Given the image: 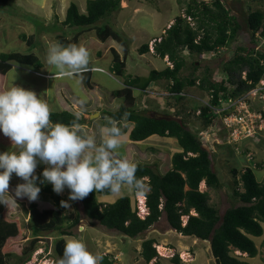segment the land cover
I'll list each match as a JSON object with an SVG mask.
<instances>
[{
  "label": "rangeland",
  "instance_id": "rangeland-1",
  "mask_svg": "<svg viewBox=\"0 0 264 264\" xmlns=\"http://www.w3.org/2000/svg\"><path fill=\"white\" fill-rule=\"evenodd\" d=\"M189 1L122 0L120 10L112 13L106 20H102L97 25L106 22L121 33L123 39H127L126 43L129 51L125 53L123 47L116 40L112 38L104 42L99 40L94 28L83 30L81 27L62 25L69 4L75 2L80 12H85L86 0H7L5 8L0 9V53L18 52L25 54L32 52L42 61L43 65L41 68L36 69L37 73H30V70L34 68L30 67L28 68L30 70H24L20 66L14 65L5 74V82L2 88L5 89L11 86L12 83L24 88L29 85L28 87L32 88L31 90H34L38 95H47L48 98L54 95V102H58L61 110L68 109L78 114L86 113L83 109L86 102L83 105L80 104L81 98L75 97V95L82 96L85 99L82 93L84 90L88 92L90 98L91 94L98 96L99 90L90 91L93 88H86L82 79L77 77L57 76L59 72H56L54 68H50L46 63L47 42H58V35H63L73 42L75 36L80 34L75 44L85 47L90 53V63L87 69L91 71V83L99 85L103 90L102 93L106 94L121 86L119 81L109 73L112 58L111 49L114 48V45L118 46L121 56L125 54L127 74L146 76L152 69L162 70L166 66H172L167 56L161 59L154 53V43L162 38L166 29L174 23L177 16L185 17V8ZM196 1L210 4L215 0ZM222 1L231 9V14L236 16L238 22L242 25V29L230 45L220 48L216 52L190 54L186 49L182 50L181 55L185 58L186 65L181 70V77L189 76L193 70L192 62H196V65H199L196 75H200V72L208 65L214 69L210 75L211 81L220 82L227 75L225 72L217 70V67L221 68L225 61L231 59L237 47L242 46L264 53V36L258 32L256 35L257 40L252 41L251 33L246 29L243 22L245 15L251 11L259 10L264 14V0ZM187 20L192 24L189 18ZM21 34L33 41L31 46L20 39ZM143 44H148L149 51L140 54L138 49ZM48 74L49 77H47ZM244 74L243 72L242 77H244ZM158 83H156L158 84L156 88L159 89L156 90L155 88L154 91L167 92V81L161 80ZM228 86L231 89L235 88L232 85ZM56 94H59V98ZM136 94L138 97L140 92H136ZM162 97L163 112L161 113L171 112L170 114L183 118L187 122L189 129L197 133L203 140L204 147L210 153L212 165L218 173L222 184L221 188L212 189L202 182L199 190L208 192L209 203L216 207L220 214H223L228 207L238 205L239 202L233 196V189L235 187H238L239 190L242 189L239 184L235 183L238 176L235 177L232 170L236 169L240 173L249 167L254 170L255 177L259 181L264 178V78L255 89L243 95L240 94L236 98L228 95L226 98L223 97L220 107L212 108V111L208 114L210 123L207 127L205 126L204 117L200 114V109L209 106L210 96L208 93L194 86L186 88L185 96L181 99H173V97H168L167 94H163ZM150 98L153 100V97ZM143 99H145L144 96L141 100ZM96 101L94 100L93 104ZM113 101V103H117L123 100L116 98ZM106 103L108 107H105V109L112 110V104L107 100ZM49 105L52 108L51 101ZM153 105L150 104V107ZM157 108L160 109V106H157ZM218 109L228 110V114L223 115L220 111H217ZM52 110H56V108ZM93 111H95V108L91 109V112ZM91 112L84 118L85 122H95L98 128L102 124L106 127L110 126L109 121H112L111 119L101 117L95 112L96 115H94ZM122 122L125 123L126 121L117 122V126L122 131L128 128L127 125H131V123H126L127 125L124 127L121 124ZM97 136L96 141L99 143L101 135L98 134ZM2 137L0 139V151L10 150L13 147L10 139L3 134ZM127 145L122 143V146L116 150L118 158H124V148ZM137 146L133 145L128 160L133 163H148L154 168L157 166L160 173L166 171L163 170L162 166L170 167V156L175 152V146L178 147L176 143L175 146L173 145L174 147L170 144L162 145L166 150L161 152L154 150L159 148L143 151ZM140 153L142 155H139ZM45 167L46 165L38 163L35 174L39 177ZM147 180V178H144L145 182ZM19 183H23L22 179L13 174L9 181L10 194H14L13 190ZM37 183L39 184V180H37ZM46 184L50 183L40 184L41 191L37 199L40 200V202H37L39 209L52 206V202L49 201V194L43 191ZM147 191L148 188L145 183L144 188L137 192L131 186L123 185L119 192L105 195L106 199L99 197V200L100 202L112 203V200L128 195L131 198L132 205L137 207L138 215L144 217L147 210L144 213L141 212L138 194L143 196L145 205L144 194ZM59 195L64 200H68L69 190L65 188ZM29 202L28 199L26 201V197L17 199L16 203H10V207L6 211L7 218L16 220L19 224L20 233L17 238L7 242L5 250L8 253L5 255V261L7 264H55L57 254L54 245L58 237L56 232L42 234L39 241L30 250V241L33 236L27 209ZM43 202H48V204ZM68 202L70 208L62 206L60 208L65 216V224H68L77 215L80 216V221L76 227L71 229L73 235L64 238L66 240L81 239L90 251L99 255L110 254L115 260L114 264H175L172 262V257L176 254L181 264H216L210 250L209 241H202L192 236H183L177 233L170 228L164 216L145 233L133 239L115 230L106 229L96 222L91 223L84 215L81 200ZM186 220L187 218L183 217V224ZM262 227L263 235L252 237L258 248L256 257L250 258L246 253L237 250H233L232 254L249 262V264H264V223H262ZM147 238L156 240L154 247L158 254L149 263H146L140 256L141 242Z\"/></svg>",
  "mask_w": 264,
  "mask_h": 264
},
{
  "label": "trees",
  "instance_id": "trees-1",
  "mask_svg": "<svg viewBox=\"0 0 264 264\" xmlns=\"http://www.w3.org/2000/svg\"><path fill=\"white\" fill-rule=\"evenodd\" d=\"M121 3L122 0H86V11L80 12L78 5L72 2L66 10L62 25L81 27L83 30L94 28L99 40L104 42L112 38L123 46L126 53L128 51L127 39H123L121 33L106 22L97 25L112 13L120 10ZM6 5L7 0H0V9H4ZM187 18L192 21V24ZM243 22L251 33L252 41L257 40L258 32L264 36V14L261 11L249 12L245 15ZM241 29L242 25L222 0H215L210 4L190 0L185 8V17L177 16L162 38L154 43V53L161 59L167 56L172 66H166L162 70L153 69L147 77L132 78L125 73V59L121 58L116 50L111 49L113 62L110 71L122 77L125 82V87L112 92V95L122 98L123 104L116 111H103L100 115L112 121L126 120L133 123L129 133L131 142H140L152 135H158L175 139L180 151L172 153L169 159L170 167L162 166L166 171L159 172L158 175L154 174L151 165L136 164V177L142 180L148 188L144 194L147 209L144 217L138 215L137 207L132 205L129 196H122L110 204L98 202L97 194H112L111 191L105 189L98 192L93 191L81 200L84 215L91 223L96 222L106 229L115 230L134 239L145 233L164 216L170 228L177 233L209 241L216 264H249L234 256L233 250L246 253L250 258L257 256L258 248L252 237L263 235L264 178L259 181L255 177L254 170L249 167L240 173L233 169V175L238 176L235 183L239 184L242 189L239 190L238 187L233 189V196L239 204L228 207L223 214H220L218 209L209 203L208 192L199 190L202 182L212 189L222 187L203 140L189 129L183 118L173 116L170 120L154 119L147 112L138 110L135 108V97L132 93V88L144 89L150 83L165 80L168 83L167 90L175 99H181L186 88L197 86L210 96L209 106L200 109V114L204 117L207 127L210 123L208 114L212 108L220 107L223 97L226 98L228 95L236 98L240 94L243 95L255 89L264 78V53L242 46L237 47L233 57L225 61L221 68L217 67V70L225 72L227 77L220 82H214L210 77L214 69L206 65L200 75H196L199 69L196 62L191 64L193 68L191 74L181 77V70L186 65L181 51L186 49L190 54L216 52L230 45ZM79 35L75 36L73 42L63 35H58L57 39L60 44L67 46L75 44ZM20 39L26 41L29 46L33 43L24 34L20 35ZM138 51L140 54L147 53L148 44H143ZM13 64L31 66L36 69L43 65L42 61L32 52L0 53V90H3L5 74L12 69ZM243 72L244 77H242ZM78 77L82 79L86 88L92 87L90 71H83ZM227 84L235 88L231 89ZM167 113L170 114V112ZM220 113L227 115L228 110ZM78 115L79 118H77ZM50 119L53 123L60 122L66 125L75 123L78 127L85 123L81 114L68 109L51 111ZM2 138V133H0V139ZM155 168L160 170L157 166ZM144 178L148 180L145 182ZM43 191L49 194V201L52 202L50 208L39 209L37 202L40 200L30 201L27 206L33 236L30 241V250L42 234L56 232L58 237L54 247L58 258L63 255L66 242L64 237L73 235L71 229L79 224L80 216L77 215L65 224V216L60 209V201L64 198L53 191L51 184H46ZM134 191L141 190L134 189ZM43 203L48 204V202ZM9 207L0 204V264H7L5 261V255L8 253L5 250L7 242L17 238L20 233V226L16 220H10L6 216ZM183 217L187 218L184 224ZM155 242L154 238L143 239L141 242L140 256L146 263L158 256L154 247ZM101 256L103 257L102 264L115 263L110 254ZM57 258L54 261L55 264ZM172 262L181 264L177 254L172 257Z\"/></svg>",
  "mask_w": 264,
  "mask_h": 264
},
{
  "label": "clouds",
  "instance_id": "clouds-1",
  "mask_svg": "<svg viewBox=\"0 0 264 264\" xmlns=\"http://www.w3.org/2000/svg\"><path fill=\"white\" fill-rule=\"evenodd\" d=\"M46 63L56 72L75 78L87 70L90 53L76 44L47 42ZM79 103L83 105L85 100ZM50 116L51 108L44 95L14 83L0 90V133L13 146L0 151V204L9 206L25 197L36 201L40 184L44 183H50L57 194L65 188L69 190L68 200L60 201L64 208H70L68 201L83 200L93 191L117 193L123 185L144 188L143 181L136 177L137 165L117 158L116 150L123 141L121 128L114 122L109 121L110 126L101 129L97 143L95 137L82 135L75 123H53ZM38 163L46 165L39 177L35 174ZM13 174L23 183L10 194ZM102 260L84 241L73 238L66 240L56 264H102Z\"/></svg>",
  "mask_w": 264,
  "mask_h": 264
},
{
  "label": "crops",
  "instance_id": "crops-1",
  "mask_svg": "<svg viewBox=\"0 0 264 264\" xmlns=\"http://www.w3.org/2000/svg\"><path fill=\"white\" fill-rule=\"evenodd\" d=\"M108 40V39H107ZM114 40V39H113ZM119 43V42H118ZM120 44V43H119ZM121 45V44H120ZM119 45V46H120ZM122 46V45H121ZM114 48V50H116V52L120 55V57L121 58H124L125 59V54H123L124 56H121V54H120V50L117 48L118 46H116V45H114L113 46ZM123 47V46H122ZM124 49V48H123ZM129 51V50H128ZM111 56H112V58H111V64H110V66H109V73H110V75L114 78H116L118 81H119V84L121 85L118 89H116V90H119V89H122L123 87H125V85H124V79L122 78V77H118V76H116V75H114L111 71H110V68H111V65H112V62H113V55L111 54ZM160 58V57H159ZM14 65H17V66H20L21 67V69H24V70H30V69H28V68H30L31 66H23V65H20V64H13V66ZM127 64H126V61H125V73L127 74V66H126ZM24 67H26V68H24ZM31 68H34V67H31ZM165 68V67H164ZM163 68V69H164ZM153 70V69H152ZM156 70V69H155ZM37 70H36V68H34L33 70H30V73H37L36 72ZM85 71H89L88 69L87 70H85ZM151 71V70H150ZM149 71V72H150ZM91 72V71H90ZM149 74V73H148ZM148 74L146 75V76H139V75H131V74H127V75H130L132 78H134V77H147L148 76ZM60 75H63V74H61V73H58L57 74V76H60ZM64 76V75H63ZM47 77H49V74L47 75ZM77 78H79V79H81L80 77H77ZM158 82H160V81H157V82H154V83H150L146 88H144V89H139L138 87H135V88H132V93H133V96L135 97V108H137L138 110H141V111H145V112H147L148 114L149 113H151L150 115H153L155 112H159L160 111V113L161 112H163V106L161 105V101H162V99H163V97H162V95L163 94H167V96L168 97H173V95L167 90V92H156V90L157 89H159V88H156L157 87V85L159 84ZM90 83H91V80H90ZM156 83H158V84H156ZM65 85V84H64ZM29 86V85H28ZM28 86H26L25 88H30V87H28ZM66 86V85H65ZM91 88H93V89H90V91H94L95 89H98L99 90V95L98 96H96V95H93V94H91L92 96H93V98H92V96H90V98H89V94H88V92H85L84 90L82 91V93L84 94V96H85V99L82 97V96H76L75 95V97H79V98H81V99H84L85 100V102H86V106H85V108H83L85 111H86V113L85 112H82L81 114H82V116L85 118L90 112H91V109L92 108H95V111H93V112H91V113H93V114H95V113H97L99 116H100V113L101 112H103V111H116L122 104H123V101H119V102H117V103H113L114 101L113 100H115L116 98L117 99H122V98H118V97H114L113 95H112V92H114V91H116V90H113V91H110V92H107L106 94H103L102 92H103V90L99 87V85H97V84H92L91 83ZM67 87H68V85H67ZM156 88V90L154 91V89ZM30 89H32V88H30ZM136 92H140V95L138 94V97L136 96L137 94H136ZM184 93H183V96H185V90L183 91ZM156 93H158V94H156ZM45 94V93H44ZM147 94V95H146ZM149 94H152V95H149ZM57 95V98H59V94H56ZM147 97H149V98H147ZM45 96V98L47 99V102H48V104L50 103V101H51V104H52V108H51V111H59V110H61L60 108H59V105H58V102L56 103V101L54 102V95H52V97L51 98H48V96L47 95H44ZM61 96V95H60ZM96 96V98H94ZM142 96H144L145 97V99H143V100H141V98H142ZM106 97H107V99H106ZM150 97H153L152 99L153 100H151V98ZM173 99H175V97H173ZM88 100H90L89 102H88ZM94 100L96 101L94 104H93V102H94ZM106 100L109 102V103H111L112 105H111V108H113L112 110H106L105 109V107H108V105H107V103H106ZM123 100V99H122ZM154 100H155V102H154ZM122 102V103H121ZM147 102H148V105H147ZM160 103V105H158ZM139 104L141 105V107L139 108ZM146 104V105H145ZM150 104H154L153 106H151L150 107ZM160 106V109L159 108H157V106ZM72 106V105H71ZM110 106V105H109ZM54 108H56V110H52V109H54ZM157 110V111H156ZM95 112V113H94ZM171 113V112H170ZM168 114V113H167ZM169 115H171L172 117L174 116V115H172V114H169ZM102 117V116H101ZM109 119V118H108ZM122 121H126V120H122ZM112 122H114L116 125H117V122H121V121H112ZM126 123H131V122H128V121H126L125 123L124 122H122L121 124L125 127L127 124ZM96 123L94 122H92V123H89L88 121L87 122H85L82 126H79V130H80V133L82 134V135H87V136H92V137H95V138H98V134H100L101 135V129L102 128H105L106 126L105 125H101V127L100 128H98V126L97 125H95ZM105 124V123H104ZM128 126V128H125L123 131H122V129H121V131H122V141H123V144H128L127 146H125V150H124V158H126V159H128V157H129V154L131 153L130 152V150L133 148V145H135V146H137V147H139L141 150H147V149H153V148H159V149H154V150H159V151H165L166 149H164L163 147H162V145L163 146H165V145H167V144H170V146H175V143L177 144V142H176V140L175 139H173V138H168V137H160V136H158V135H152V136H150V137H148L147 139H145V140H143V141H140V142H131L130 141V139H129V133H130V130H131V128L133 127V123H131V125H127ZM101 139V138H100ZM170 142H169V141ZM137 144V145H136ZM173 146V147H174ZM167 147V146H166ZM177 151H180V148L179 147H177V146H175V152H177ZM139 155H142L141 153L139 154ZM130 162H131V160H129ZM139 163H144V162H139ZM135 164H137V163H135ZM146 164H148V163H146ZM200 185H201V183H200ZM134 190V189H133ZM128 196V195H127ZM96 197H97V200H98V202H100V200H99V197L100 198H102V199H106L105 198V195H101V194H97L96 195ZM122 197V196H121ZM120 198V197H119ZM118 198H116L115 200H112V203L114 202V201H116ZM100 203H103V204H106V203H108V204H110L109 202H100ZM147 210V209H146Z\"/></svg>",
  "mask_w": 264,
  "mask_h": 264
},
{
  "label": "water",
  "instance_id": "water-1",
  "mask_svg": "<svg viewBox=\"0 0 264 264\" xmlns=\"http://www.w3.org/2000/svg\"><path fill=\"white\" fill-rule=\"evenodd\" d=\"M94 115H96V114H94ZM154 119H165V120H170V119H172V116L171 115H169V114H163V113H160V112H155L153 115H151ZM152 170H153V172H154V174H156V175H158L159 174V171L156 169V168H154V167H152L151 168Z\"/></svg>",
  "mask_w": 264,
  "mask_h": 264
},
{
  "label": "bare ground",
  "instance_id": "bare-ground-1",
  "mask_svg": "<svg viewBox=\"0 0 264 264\" xmlns=\"http://www.w3.org/2000/svg\"><path fill=\"white\" fill-rule=\"evenodd\" d=\"M138 198H139V201H140V207H141V212H145V210H146V207H145V205H144V199H143V196L141 195V194H138Z\"/></svg>",
  "mask_w": 264,
  "mask_h": 264
},
{
  "label": "built area",
  "instance_id": "built-area-1",
  "mask_svg": "<svg viewBox=\"0 0 264 264\" xmlns=\"http://www.w3.org/2000/svg\"><path fill=\"white\" fill-rule=\"evenodd\" d=\"M225 109H218L217 111H220V112H222V111H224Z\"/></svg>",
  "mask_w": 264,
  "mask_h": 264
}]
</instances>
